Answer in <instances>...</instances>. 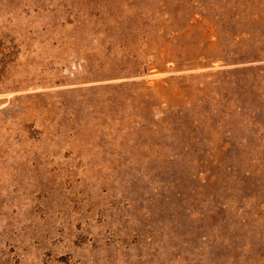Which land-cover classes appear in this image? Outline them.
Segmentation results:
<instances>
[{"label":"rangeland","instance_id":"1","mask_svg":"<svg viewBox=\"0 0 264 264\" xmlns=\"http://www.w3.org/2000/svg\"><path fill=\"white\" fill-rule=\"evenodd\" d=\"M0 264H264V0H0Z\"/></svg>","mask_w":264,"mask_h":264}]
</instances>
